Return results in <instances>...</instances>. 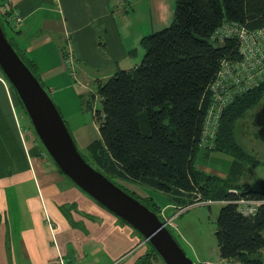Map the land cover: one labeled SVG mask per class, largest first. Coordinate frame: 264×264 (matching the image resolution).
Here are the masks:
<instances>
[{
  "label": "trees",
  "instance_id": "1",
  "mask_svg": "<svg viewBox=\"0 0 264 264\" xmlns=\"http://www.w3.org/2000/svg\"><path fill=\"white\" fill-rule=\"evenodd\" d=\"M9 16L0 12V25L28 66L12 43L10 34L15 29ZM224 23H238L248 30L264 28V0H176L172 24L142 38L141 63L118 70L107 81H97L102 108L94 115L99 137L89 145L91 161L82 156L113 183L153 188L178 208L223 202L215 232L220 257L263 264L264 203L254 213L244 214L238 201L264 200V195L248 192L250 185L234 182L230 174L222 178L197 166L202 149L233 156L235 166L256 163L239 143L236 127L250 111L261 108L264 82L234 97L221 113L214 147H201L212 105L211 85L224 60L241 59L236 39L222 44L213 40ZM146 200L152 202L150 197ZM155 205L149 209L164 222L162 209ZM148 246L150 252L137 264H152L159 257Z\"/></svg>",
  "mask_w": 264,
  "mask_h": 264
},
{
  "label": "crops",
  "instance_id": "2",
  "mask_svg": "<svg viewBox=\"0 0 264 264\" xmlns=\"http://www.w3.org/2000/svg\"><path fill=\"white\" fill-rule=\"evenodd\" d=\"M4 3L21 19L12 26L14 46L50 89L68 85L67 73L81 64L106 76L135 68L142 38L154 31L130 18L127 0ZM22 110L0 72V264H137L148 243L61 172ZM205 261L240 264L219 249ZM152 264L165 263L155 257Z\"/></svg>",
  "mask_w": 264,
  "mask_h": 264
},
{
  "label": "rangeland",
  "instance_id": "3",
  "mask_svg": "<svg viewBox=\"0 0 264 264\" xmlns=\"http://www.w3.org/2000/svg\"><path fill=\"white\" fill-rule=\"evenodd\" d=\"M127 1L131 3L130 7L127 8L130 18L134 22H138L139 19L142 22L144 21V24L150 30L154 28V31H149L148 34L169 27L174 21L176 0ZM159 2L161 6H159ZM162 5L165 11H162ZM141 51L140 60L142 61L145 51L144 49ZM26 62L28 61L26 60ZM27 64L30 68H33L29 62ZM33 70L61 113L78 150L85 158L91 161L89 145L99 137V123L94 114L102 108L101 99L98 95L97 81L99 78L107 81L113 75L106 76V73L89 70L84 68V64H81L67 73L68 85L63 86L61 84L55 89H50L41 81L34 68ZM0 72L3 73L1 69ZM103 76L106 77L103 78ZM5 81L7 80L5 79ZM259 108L260 106L250 111L245 118L238 122L236 127L239 143L256 160V163L235 166L233 164V156L202 149L197 158L198 168L222 178L230 174L232 180L240 185L251 186L259 179L264 180V140L254 136L256 128L253 125L254 114ZM22 111L24 112V110ZM24 115L30 128L34 131L29 117L25 112ZM115 182L148 208L154 209L153 204L160 207L162 209L160 215L164 220L173 219L167 228L171 231L187 257L193 260L195 264H200V261L213 259L218 256L215 232L222 203H197L190 206L188 203L185 206L186 209L178 214V207H165L167 204H172V202L163 193L139 184ZM146 197H150L152 202L147 201Z\"/></svg>",
  "mask_w": 264,
  "mask_h": 264
},
{
  "label": "water",
  "instance_id": "4",
  "mask_svg": "<svg viewBox=\"0 0 264 264\" xmlns=\"http://www.w3.org/2000/svg\"><path fill=\"white\" fill-rule=\"evenodd\" d=\"M0 69L17 92L37 137L57 167L86 194L136 230L165 264H195L166 222L84 159L57 106L8 41L1 25ZM253 125L259 128L257 137L264 140V103L255 113ZM248 192L264 195V180L255 181Z\"/></svg>",
  "mask_w": 264,
  "mask_h": 264
},
{
  "label": "built area",
  "instance_id": "5",
  "mask_svg": "<svg viewBox=\"0 0 264 264\" xmlns=\"http://www.w3.org/2000/svg\"><path fill=\"white\" fill-rule=\"evenodd\" d=\"M1 13H10L13 27H18L21 19L10 9L7 3L0 7ZM234 38L238 42V61L224 60L214 82L211 85L212 105L206 117L202 148L214 147V141L220 124V116L225 107L231 103L236 95L245 93L264 82V28L248 30L238 23H224L214 34L213 40L223 43L226 39ZM264 200L240 199L239 209L242 213H254ZM186 208H177V213H182ZM173 219H165L167 226ZM60 264H63L61 261ZM200 264H215L205 261Z\"/></svg>",
  "mask_w": 264,
  "mask_h": 264
},
{
  "label": "flooded vegetation",
  "instance_id": "6",
  "mask_svg": "<svg viewBox=\"0 0 264 264\" xmlns=\"http://www.w3.org/2000/svg\"><path fill=\"white\" fill-rule=\"evenodd\" d=\"M256 129V131L254 132V136H258V131H259V128L258 127H256V126H254Z\"/></svg>",
  "mask_w": 264,
  "mask_h": 264
}]
</instances>
